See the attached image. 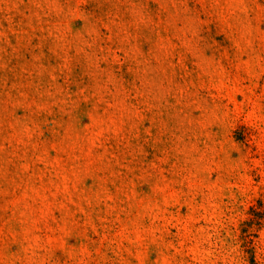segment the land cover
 Wrapping results in <instances>:
<instances>
[{
	"label": "rangeland",
	"instance_id": "rangeland-1",
	"mask_svg": "<svg viewBox=\"0 0 264 264\" xmlns=\"http://www.w3.org/2000/svg\"><path fill=\"white\" fill-rule=\"evenodd\" d=\"M0 264H264V0H0Z\"/></svg>",
	"mask_w": 264,
	"mask_h": 264
}]
</instances>
